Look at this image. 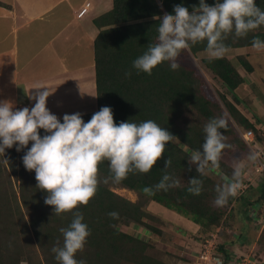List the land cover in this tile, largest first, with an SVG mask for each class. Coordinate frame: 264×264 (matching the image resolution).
I'll list each match as a JSON object with an SVG mask.
<instances>
[{
	"label": "trees",
	"instance_id": "16d2710c",
	"mask_svg": "<svg viewBox=\"0 0 264 264\" xmlns=\"http://www.w3.org/2000/svg\"><path fill=\"white\" fill-rule=\"evenodd\" d=\"M207 2L212 4L214 0ZM256 2L264 9V0ZM180 3L191 11L199 0H112V8L93 20L99 29L94 40L96 110L82 114L87 122L101 107L110 106L117 124L128 120L137 123L154 120L174 135L166 144L162 157L149 172H131L119 183L111 178L109 162L102 161L98 165L97 191L88 204L56 214L53 206L44 202L47 192L37 187L35 171L27 170L22 162L27 149L18 152L15 145L6 148L5 153L0 154V179L6 175L12 182L6 190L0 191V264H60L53 248L63 245L64 237L60 229L68 227L76 212L83 215V222L90 229L83 250L75 254L77 260L84 259L87 264H170L157 257L159 252L149 240L118 228L120 225L135 224L161 239L162 231L146 221L153 216L146 209L150 202L189 218L198 226L197 232L206 234V237L216 228L217 235L227 230L231 212L224 217V207L216 206L214 200L217 186L232 182L233 166L225 155L229 147L222 151L219 168L209 167L204 175L196 171L197 166L191 162L190 155L193 150L201 148L204 126L214 117L227 120V127L221 129L227 145L236 143L234 145L241 150L247 148L235 125L244 130L252 129L256 140L264 144V132L238 108L241 100L234 93L244 83L238 67L251 73L252 65L246 56H236L232 60L226 57L202 59L204 66L221 81L231 96L229 100L219 93L220 102L191 60V55L206 51V41L192 45L190 50H182L177 70H171L169 62L156 66L151 75L132 68V61L146 51L150 43L156 42L158 17L173 12V6ZM254 37L264 40V25L250 31L246 37L237 38L229 34L224 42L228 49L251 46ZM129 70L131 75L125 76ZM250 87L254 89L252 85ZM257 94L262 98L260 92ZM192 111L205 123L188 119L186 115ZM39 131L41 135L45 134L43 129ZM168 158L171 159V166L165 169L164 162ZM165 172L170 173L179 184L168 191L146 195L143 188L154 186ZM196 176L202 181L199 195L188 191L189 180ZM241 182H245L243 174ZM110 185L134 191L137 200L132 202L117 195ZM257 190L260 195L255 201L241 195L246 209L260 207V201L264 200V180L259 182ZM234 199L230 198L225 206ZM112 211L118 212V217L110 216ZM259 240L264 244V228ZM229 242L216 243V252L225 256L226 264L237 258L226 250ZM253 258L256 259L255 256Z\"/></svg>",
	"mask_w": 264,
	"mask_h": 264
},
{
	"label": "clouds",
	"instance_id": "9594fccd",
	"mask_svg": "<svg viewBox=\"0 0 264 264\" xmlns=\"http://www.w3.org/2000/svg\"><path fill=\"white\" fill-rule=\"evenodd\" d=\"M158 18L156 42L150 43L147 50L132 61V68L137 72L151 75L163 62H169L170 69L177 70L182 50H190L192 45L204 41L210 59L222 58L228 51L224 42L227 36L246 37L250 31L264 25V9L256 0H214L212 4L199 0L191 11L180 3L173 6V12ZM252 47L264 50V40L254 37ZM130 75V70L125 72V76ZM33 88L36 91L30 98L35 104L31 108L13 110L10 101L0 102V154L14 145L18 152L27 149L22 162L27 170L35 171L37 187L47 192L44 202L52 205L56 214L88 204L97 191L98 165L102 161L109 162L111 178L119 183L131 172H149L174 137L152 119L117 124L110 106L101 107L87 122L80 112L65 113L61 122L46 106L49 89L40 84ZM226 127L224 117H214L205 124L204 142L190 155V160L197 162L199 174L204 175L209 167L219 168L222 151L230 147L221 132ZM40 129L44 130V135ZM249 159L255 160L256 154L251 153ZM164 163L167 169L171 159ZM242 174L243 165L236 163L232 182L217 186L216 206L228 204L230 198L239 194ZM189 182L188 191L199 195L202 181L196 176ZM178 184L177 179L165 172L158 183L145 186L143 192L152 196L156 191H168ZM109 215L115 218L119 213L112 211ZM83 221V215L76 212L68 227L60 229L63 245L53 248L60 264H87L86 260H77L75 256L83 250L90 235Z\"/></svg>",
	"mask_w": 264,
	"mask_h": 264
},
{
	"label": "crops",
	"instance_id": "0c3cea01",
	"mask_svg": "<svg viewBox=\"0 0 264 264\" xmlns=\"http://www.w3.org/2000/svg\"><path fill=\"white\" fill-rule=\"evenodd\" d=\"M86 3V13L77 17ZM111 8L112 0H0V102L10 101L13 110L31 108L33 87L40 84L51 92L46 106L60 119L65 113L95 111L94 40L99 29L93 20ZM198 55L209 58L207 51ZM236 56H246L252 65L251 73L238 67L244 78L240 86L260 92L263 102H253L258 115L247 117L262 127L264 73L257 72H264V50L229 48L223 57Z\"/></svg>",
	"mask_w": 264,
	"mask_h": 264
},
{
	"label": "rangeland",
	"instance_id": "374dc122",
	"mask_svg": "<svg viewBox=\"0 0 264 264\" xmlns=\"http://www.w3.org/2000/svg\"><path fill=\"white\" fill-rule=\"evenodd\" d=\"M202 59L203 58L199 55H191L193 64L202 75L215 98L220 102V93L230 100L231 96L227 93L221 81L204 66ZM262 73L264 72H257L258 75H262ZM239 87L240 88L235 93L241 100L238 108L250 118L253 117L251 114L258 115L255 106H253V102L260 104L263 102V98L259 97L257 91L251 87L246 85ZM19 95L22 97L20 88ZM186 117L196 123H205L194 111L186 115ZM227 117L233 124V120L229 115H227ZM235 128L237 133L240 134L241 129L236 125ZM234 144L236 143H233L227 150L225 154L227 155L226 159L233 167L236 163L243 165V177L245 182H250V186L246 188L242 194H238L230 205L223 206L225 209L224 217H226L229 212H231V216L228 219L227 230L219 233L220 236L217 235L218 228L214 230L215 232L213 231L214 233H209V237H206V234L198 233L196 229L197 225L189 218L177 214L156 202H150L153 205L150 206V204H148L146 206V209L153 215L146 219V221L162 231L161 239L155 238L147 229L138 227L135 224L120 225L118 227L119 230L135 235L141 239L149 240L153 247L159 252L157 253V257L170 264H196L199 252L205 244L206 239L210 238L211 235H216V243L218 242V244L224 240L231 241L226 246V250L235 256L252 255L264 263V244L259 240L260 234L264 228V200L260 201V207L258 209L253 210L249 208L246 209L241 199V195L243 194L246 197H250L252 201L259 198L260 193L257 190V186L260 181L264 180V172L261 174L256 172V166L253 160L249 159L250 152L247 148L241 150L238 148V145ZM192 163L197 166V162ZM10 179L8 180L6 175L4 178L2 177L0 179V191L7 189L9 182H12ZM110 189L127 200L132 202L137 200V194L132 190L115 185H110ZM172 215L177 217V219L172 217ZM22 263L27 264L26 262H21L20 264Z\"/></svg>",
	"mask_w": 264,
	"mask_h": 264
},
{
	"label": "built area",
	"instance_id": "2783aa9c",
	"mask_svg": "<svg viewBox=\"0 0 264 264\" xmlns=\"http://www.w3.org/2000/svg\"><path fill=\"white\" fill-rule=\"evenodd\" d=\"M89 3H86L77 12V17H81L86 13ZM241 129V128H240ZM264 132V127H260ZM240 137L245 143L250 154L255 153L256 159L253 160L256 164V172L261 174L264 172V144H261L256 140L255 132L252 129H241ZM250 186V182L247 181L242 183V188L239 190V195L244 192L246 188ZM196 264H226L225 256L216 252V235H211L210 238L206 239L202 251L198 255ZM227 264H264L262 261L253 258L252 255H240L237 258L229 261Z\"/></svg>",
	"mask_w": 264,
	"mask_h": 264
}]
</instances>
